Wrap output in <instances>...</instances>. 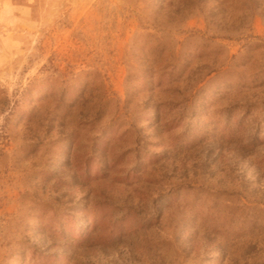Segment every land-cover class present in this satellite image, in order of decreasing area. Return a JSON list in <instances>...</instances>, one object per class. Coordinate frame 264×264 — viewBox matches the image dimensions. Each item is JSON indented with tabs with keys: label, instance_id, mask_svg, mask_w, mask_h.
Here are the masks:
<instances>
[{
	"label": "rangeland",
	"instance_id": "374dc122",
	"mask_svg": "<svg viewBox=\"0 0 264 264\" xmlns=\"http://www.w3.org/2000/svg\"><path fill=\"white\" fill-rule=\"evenodd\" d=\"M0 264H264V0H0Z\"/></svg>",
	"mask_w": 264,
	"mask_h": 264
}]
</instances>
